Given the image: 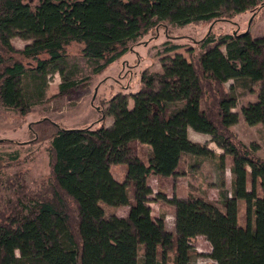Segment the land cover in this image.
<instances>
[{"label":"trees","instance_id":"16d2710c","mask_svg":"<svg viewBox=\"0 0 264 264\" xmlns=\"http://www.w3.org/2000/svg\"><path fill=\"white\" fill-rule=\"evenodd\" d=\"M71 1L82 5L77 27L88 37L79 39L82 53L97 50L102 69L156 28L169 34L167 26L231 22L244 13L253 22L264 17V0ZM210 29L187 49V57L167 55L160 59V72L143 71L137 91L121 89L102 102L96 127L59 129L47 146L49 176L39 188L28 187L19 173L5 180L12 198L0 202V264H167L171 255L173 264H191L196 256L191 243L198 236L210 245L206 256L216 264H264V158L230 131L238 121L232 111L237 99L256 89L255 100L240 113L247 125L264 126V37H252L249 30L217 35ZM179 48L170 44L165 52ZM94 57L87 64L96 69ZM21 62L0 68V104L25 115L13 81L14 65L24 66ZM188 129L210 136L223 152L191 141ZM139 145L149 147L146 161ZM187 156L213 159L220 172L228 158L229 188L220 189L215 201L198 189L168 198L166 183L186 172ZM18 159L16 152L0 158V171ZM114 165L127 168L121 182L112 176ZM152 177L158 180L159 209L163 203L173 208L174 232L166 229L164 213L152 216ZM230 203L236 207L231 217ZM118 207L128 208L125 216H116Z\"/></svg>","mask_w":264,"mask_h":264},{"label":"rangeland","instance_id":"374dc122","mask_svg":"<svg viewBox=\"0 0 264 264\" xmlns=\"http://www.w3.org/2000/svg\"><path fill=\"white\" fill-rule=\"evenodd\" d=\"M81 10L82 5L71 0H0V68L13 64L15 60L23 62L24 66L14 65L13 81L22 94L27 110L25 115H20L17 110L0 104V158L7 159L15 152L19 155L12 166L1 168L0 202L12 198L5 180L15 173L23 175L28 187L39 188L49 176L47 146L51 137L61 128L96 127L98 111L105 108L102 102H108L121 89L124 92L137 91L140 74L143 71L160 72L161 58L175 53L187 57V49L201 40L210 28L217 35L249 30L252 37H264V17L248 25L251 20L248 13L235 15L231 22L218 21L212 25L197 24L184 28L167 26L169 34L160 27L137 39L128 51L116 54L109 67L102 69L104 60L97 50L89 51V56L88 52L82 53L83 44L79 39L88 40V37L77 27ZM59 43L64 44V49L58 48ZM170 44L180 48L176 52L166 53L165 49ZM55 49L59 52L56 53ZM24 51L30 58L20 56V52ZM32 54L38 55L31 57ZM93 56L99 62L96 69L87 64L88 57L91 59ZM256 95L257 89L253 95L237 99L232 111L237 113L238 121L230 127V131L236 140L252 148L256 156L264 158V126L247 125L240 113L241 107L254 101ZM171 100L177 102L174 98ZM110 121L112 124V119L105 117L107 126L111 125ZM189 139L207 145L215 154L223 152L208 135L189 129ZM138 151L146 161L149 147L139 145ZM227 160L226 157L224 172H220L213 159L187 156L183 165L186 172L170 178L166 183L168 198L173 194L179 196L183 191L198 189L206 191L209 199L215 201L220 189L225 191L229 188L231 174ZM126 170L125 165L111 167L112 176L119 182L123 181ZM86 178V174L80 177L76 192L82 190ZM221 182L224 183L223 187L220 186ZM149 184L152 195L148 205L152 216L156 218L164 213L166 229L174 232L172 206L163 203L159 209V204L154 201L158 180L152 177ZM235 210L236 207L230 203L228 215L231 217ZM114 211L118 217L125 216L128 208L118 207ZM237 211L240 221L244 220V206L237 205ZM250 222L251 203L248 205ZM191 244L196 252L191 264H216L206 256L211 248L202 236L195 238ZM167 264H173L172 255Z\"/></svg>","mask_w":264,"mask_h":264},{"label":"crops","instance_id":"0c3cea01","mask_svg":"<svg viewBox=\"0 0 264 264\" xmlns=\"http://www.w3.org/2000/svg\"><path fill=\"white\" fill-rule=\"evenodd\" d=\"M131 103V104H130ZM128 105H131V107L133 106V102H132V100H130L129 102H128ZM129 107V106H128ZM130 109V108H129ZM110 124H111V121H110ZM110 126V125H109ZM109 126H107V124H105V127H109ZM191 130V129H190ZM187 133H188V137H189V129L187 130ZM119 217H123V216H119ZM173 229H174V223H173ZM171 231V230H170Z\"/></svg>","mask_w":264,"mask_h":264},{"label":"water","instance_id":"95a60500","mask_svg":"<svg viewBox=\"0 0 264 264\" xmlns=\"http://www.w3.org/2000/svg\"><path fill=\"white\" fill-rule=\"evenodd\" d=\"M251 21H252V19L249 21L248 25L250 24Z\"/></svg>","mask_w":264,"mask_h":264}]
</instances>
